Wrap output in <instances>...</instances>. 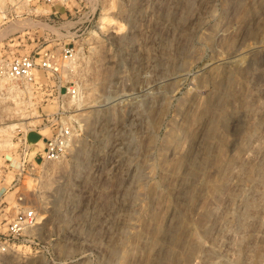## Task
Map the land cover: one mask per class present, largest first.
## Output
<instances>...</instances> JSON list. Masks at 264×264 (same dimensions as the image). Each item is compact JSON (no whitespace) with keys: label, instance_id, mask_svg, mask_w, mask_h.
Returning <instances> with one entry per match:
<instances>
[{"label":"rangeland","instance_id":"374dc122","mask_svg":"<svg viewBox=\"0 0 264 264\" xmlns=\"http://www.w3.org/2000/svg\"><path fill=\"white\" fill-rule=\"evenodd\" d=\"M66 47L0 77V264H264V0H0V65Z\"/></svg>","mask_w":264,"mask_h":264},{"label":"built area","instance_id":"2783aa9c","mask_svg":"<svg viewBox=\"0 0 264 264\" xmlns=\"http://www.w3.org/2000/svg\"><path fill=\"white\" fill-rule=\"evenodd\" d=\"M42 58L37 59L35 56H17L0 65V77L10 82H32L33 74L37 69L51 75H59L61 63H69L73 60V50L64 48L60 57H54L51 53L45 51ZM61 83V82H59ZM57 98L77 99L79 96L78 87L72 85L59 84L56 87ZM56 113L55 118L51 117L54 124L50 137L45 139L44 147L40 153L33 156V159L39 158L41 161H57L66 155L70 147L71 129L60 122ZM19 157L22 163L26 161L28 155V147L23 139L20 142ZM35 218L32 210L22 209L18 215L12 219L7 227L5 234L0 236V250L4 251L9 242H14L25 229L34 225Z\"/></svg>","mask_w":264,"mask_h":264},{"label":"bare ground","instance_id":"6f19581e","mask_svg":"<svg viewBox=\"0 0 264 264\" xmlns=\"http://www.w3.org/2000/svg\"><path fill=\"white\" fill-rule=\"evenodd\" d=\"M22 25H23V24H22ZM22 25H21V26H22ZM28 25H29V24H28ZM32 25H33V24H32ZM25 27H28V26H25ZM7 33H8V32H7ZM7 33H6V34H7ZM4 35H5V34H4ZM20 123L22 124L23 122H19V124H20ZM24 123H25V125H26V122H24ZM17 124H18V123H17ZM17 124H16V125H17ZM16 125H13V124H11V125L8 124L7 126L5 125V126H3L2 128H0V133H7L9 130L13 129V127H15ZM19 126H23V125H19ZM6 140H7V139H6ZM6 140H5V141H6ZM7 142H8V141H7ZM7 142H6V143H7ZM6 143H5V144H6ZM8 143H9V142H8ZM9 144H10V143H9Z\"/></svg>","mask_w":264,"mask_h":264},{"label":"crops","instance_id":"0c3cea01","mask_svg":"<svg viewBox=\"0 0 264 264\" xmlns=\"http://www.w3.org/2000/svg\"><path fill=\"white\" fill-rule=\"evenodd\" d=\"M44 147V146H43ZM42 151V150H41ZM39 158H37V160H38Z\"/></svg>","mask_w":264,"mask_h":264}]
</instances>
